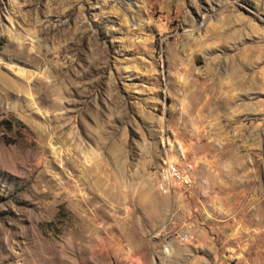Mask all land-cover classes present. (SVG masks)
I'll return each mask as SVG.
<instances>
[{
  "label": "rangeland",
  "instance_id": "rangeland-1",
  "mask_svg": "<svg viewBox=\"0 0 264 264\" xmlns=\"http://www.w3.org/2000/svg\"><path fill=\"white\" fill-rule=\"evenodd\" d=\"M133 262L264 264V0H0V264Z\"/></svg>",
  "mask_w": 264,
  "mask_h": 264
},
{
  "label": "built area",
  "instance_id": "built-area-1",
  "mask_svg": "<svg viewBox=\"0 0 264 264\" xmlns=\"http://www.w3.org/2000/svg\"><path fill=\"white\" fill-rule=\"evenodd\" d=\"M159 174L160 187L165 192H169L179 186H188L190 184L189 177L175 162H167V167L165 169H160ZM166 180H173V187H166ZM132 264H138V262H133Z\"/></svg>",
  "mask_w": 264,
  "mask_h": 264
},
{
  "label": "bare ground",
  "instance_id": "bare-ground-1",
  "mask_svg": "<svg viewBox=\"0 0 264 264\" xmlns=\"http://www.w3.org/2000/svg\"><path fill=\"white\" fill-rule=\"evenodd\" d=\"M166 186H173V180H166Z\"/></svg>",
  "mask_w": 264,
  "mask_h": 264
}]
</instances>
